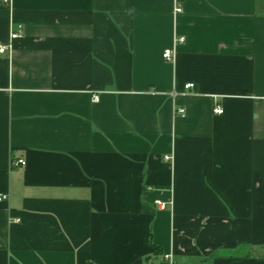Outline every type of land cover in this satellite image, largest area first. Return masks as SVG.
Masks as SVG:
<instances>
[{
    "label": "crops",
    "instance_id": "obj_1",
    "mask_svg": "<svg viewBox=\"0 0 264 264\" xmlns=\"http://www.w3.org/2000/svg\"><path fill=\"white\" fill-rule=\"evenodd\" d=\"M4 1L0 264H264V0Z\"/></svg>",
    "mask_w": 264,
    "mask_h": 264
},
{
    "label": "built area",
    "instance_id": "obj_2",
    "mask_svg": "<svg viewBox=\"0 0 264 264\" xmlns=\"http://www.w3.org/2000/svg\"><path fill=\"white\" fill-rule=\"evenodd\" d=\"M4 2L6 4H9L10 3L8 0H5ZM178 11H181V10H178ZM21 35H22V28H21L20 32H17V33L12 34L11 41L20 38ZM181 41H184V39L182 38ZM11 47H12V44L11 43H9L8 45L0 44V53L3 54L5 52H7ZM173 56H174V50L173 49H168L163 54L164 59H167V60H172L173 59ZM185 87H186V89H192L194 87V84H188ZM94 101L97 102L98 101V97H95L94 98ZM183 111L184 110H181L180 112H183ZM214 112L216 114H222L223 113V110L217 107V108L214 109ZM167 159H170V158H167ZM16 165L26 166V162L24 160H18L16 162ZM6 199H7V195L0 196V202L1 201H4Z\"/></svg>",
    "mask_w": 264,
    "mask_h": 264
}]
</instances>
